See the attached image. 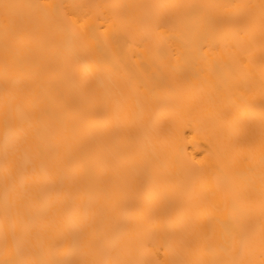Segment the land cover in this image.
Masks as SVG:
<instances>
[{
  "label": "bare ground",
  "instance_id": "6f19581e",
  "mask_svg": "<svg viewBox=\"0 0 264 264\" xmlns=\"http://www.w3.org/2000/svg\"><path fill=\"white\" fill-rule=\"evenodd\" d=\"M0 264H264V0H0Z\"/></svg>",
  "mask_w": 264,
  "mask_h": 264
},
{
  "label": "snow or ice",
  "instance_id": "6c2138e0",
  "mask_svg": "<svg viewBox=\"0 0 264 264\" xmlns=\"http://www.w3.org/2000/svg\"><path fill=\"white\" fill-rule=\"evenodd\" d=\"M4 7V9H5V14L7 15V10L11 7L10 5H4L3 6ZM202 160H203V158H201V160H197L195 163L196 164H201L202 163Z\"/></svg>",
  "mask_w": 264,
  "mask_h": 264
}]
</instances>
